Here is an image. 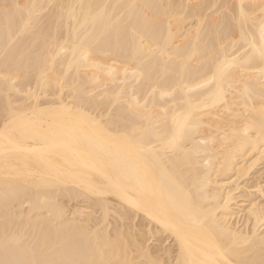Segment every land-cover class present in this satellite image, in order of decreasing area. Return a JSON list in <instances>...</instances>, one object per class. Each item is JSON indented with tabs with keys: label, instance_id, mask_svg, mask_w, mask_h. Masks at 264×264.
I'll return each instance as SVG.
<instances>
[{
	"label": "bare ground",
	"instance_id": "obj_1",
	"mask_svg": "<svg viewBox=\"0 0 264 264\" xmlns=\"http://www.w3.org/2000/svg\"><path fill=\"white\" fill-rule=\"evenodd\" d=\"M261 3L0 0V264H264Z\"/></svg>",
	"mask_w": 264,
	"mask_h": 264
},
{
	"label": "snow or ice",
	"instance_id": "obj_2",
	"mask_svg": "<svg viewBox=\"0 0 264 264\" xmlns=\"http://www.w3.org/2000/svg\"><path fill=\"white\" fill-rule=\"evenodd\" d=\"M261 9L262 11H264V0H262V3H261ZM243 14V13H242Z\"/></svg>",
	"mask_w": 264,
	"mask_h": 264
}]
</instances>
